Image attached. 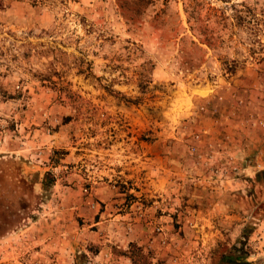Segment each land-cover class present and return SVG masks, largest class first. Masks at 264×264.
Here are the masks:
<instances>
[{
  "label": "rangeland",
  "instance_id": "374dc122",
  "mask_svg": "<svg viewBox=\"0 0 264 264\" xmlns=\"http://www.w3.org/2000/svg\"><path fill=\"white\" fill-rule=\"evenodd\" d=\"M243 229L264 264V0H0V264H219Z\"/></svg>",
  "mask_w": 264,
  "mask_h": 264
},
{
  "label": "trees",
  "instance_id": "16d2710c",
  "mask_svg": "<svg viewBox=\"0 0 264 264\" xmlns=\"http://www.w3.org/2000/svg\"><path fill=\"white\" fill-rule=\"evenodd\" d=\"M246 236H247L246 229H243L240 237L236 240V243L239 245V247L237 248L235 245L231 246L227 253L220 255L218 263L219 264H247V262H245V259L248 256V253L245 252ZM131 248H132V245H130V249Z\"/></svg>",
  "mask_w": 264,
  "mask_h": 264
},
{
  "label": "crops",
  "instance_id": "0c3cea01",
  "mask_svg": "<svg viewBox=\"0 0 264 264\" xmlns=\"http://www.w3.org/2000/svg\"><path fill=\"white\" fill-rule=\"evenodd\" d=\"M204 92L206 93V91H203V90H199V91H198V93H199V94H202V95H204Z\"/></svg>",
  "mask_w": 264,
  "mask_h": 264
}]
</instances>
